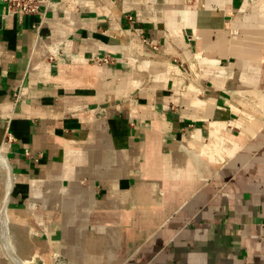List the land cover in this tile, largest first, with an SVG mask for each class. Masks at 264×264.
Listing matches in <instances>:
<instances>
[{
  "label": "crops",
  "instance_id": "1",
  "mask_svg": "<svg viewBox=\"0 0 264 264\" xmlns=\"http://www.w3.org/2000/svg\"><path fill=\"white\" fill-rule=\"evenodd\" d=\"M36 1L0 4V264H264V0Z\"/></svg>",
  "mask_w": 264,
  "mask_h": 264
},
{
  "label": "built area",
  "instance_id": "2",
  "mask_svg": "<svg viewBox=\"0 0 264 264\" xmlns=\"http://www.w3.org/2000/svg\"><path fill=\"white\" fill-rule=\"evenodd\" d=\"M250 3H255L258 0H248ZM0 4L6 11V14L28 16L34 15L39 12V4L36 0H0ZM100 65H108L111 62V58L108 56L97 57L92 60ZM6 142L10 140L9 137H5Z\"/></svg>",
  "mask_w": 264,
  "mask_h": 264
},
{
  "label": "bare ground",
  "instance_id": "3",
  "mask_svg": "<svg viewBox=\"0 0 264 264\" xmlns=\"http://www.w3.org/2000/svg\"><path fill=\"white\" fill-rule=\"evenodd\" d=\"M0 162H2V164L5 163V162H4V159L1 157V155H0ZM7 192H8V190H7ZM3 211H4V209H3ZM19 263H20V262H19ZM19 263H18V264H19Z\"/></svg>",
  "mask_w": 264,
  "mask_h": 264
},
{
  "label": "water",
  "instance_id": "4",
  "mask_svg": "<svg viewBox=\"0 0 264 264\" xmlns=\"http://www.w3.org/2000/svg\"><path fill=\"white\" fill-rule=\"evenodd\" d=\"M2 153L0 152V155H1Z\"/></svg>",
  "mask_w": 264,
  "mask_h": 264
}]
</instances>
